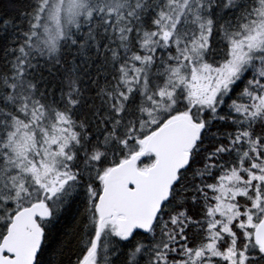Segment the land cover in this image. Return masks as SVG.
Returning a JSON list of instances; mask_svg holds the SVG:
<instances>
[{
  "label": "snow or ice",
  "instance_id": "1",
  "mask_svg": "<svg viewBox=\"0 0 264 264\" xmlns=\"http://www.w3.org/2000/svg\"><path fill=\"white\" fill-rule=\"evenodd\" d=\"M0 264H264V0H0Z\"/></svg>",
  "mask_w": 264,
  "mask_h": 264
}]
</instances>
